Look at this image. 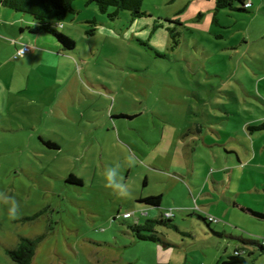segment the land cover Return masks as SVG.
<instances>
[{
  "label": "rangeland",
  "instance_id": "obj_1",
  "mask_svg": "<svg viewBox=\"0 0 264 264\" xmlns=\"http://www.w3.org/2000/svg\"><path fill=\"white\" fill-rule=\"evenodd\" d=\"M73 4L58 25L76 42L66 53L25 43L18 56L17 13L1 9L0 264L22 237L39 238L32 264H213L243 243L222 230L264 238L240 207L264 212V128H249L264 122V17L144 0L132 22ZM226 143L250 163L236 169ZM152 194L173 212L156 224L169 245L131 228Z\"/></svg>",
  "mask_w": 264,
  "mask_h": 264
},
{
  "label": "trees",
  "instance_id": "obj_2",
  "mask_svg": "<svg viewBox=\"0 0 264 264\" xmlns=\"http://www.w3.org/2000/svg\"><path fill=\"white\" fill-rule=\"evenodd\" d=\"M75 0H0V4L8 8L9 10L24 16L29 19L30 24L25 27H21V31L25 29L29 30L32 33H45L53 36L58 40L62 49L65 51L72 50L76 47V42L67 34L58 30V25L68 16L69 13H76L77 11L74 8ZM87 4L95 3L99 11L108 16L111 20H115L121 16L122 11H128V16L131 18L132 22L137 21L142 16L148 15L147 10L144 9V0H85ZM215 13H218L220 10L225 8H234L242 11H253L252 5L247 7L246 3L249 0H213ZM240 3V6H236V2ZM128 17V18H129ZM170 22H180L179 19L171 20L167 19ZM217 20V17L214 18V21ZM155 21V20H154ZM97 22V18L93 20ZM158 22V21H155ZM168 30L171 32L172 37L175 34L179 35L180 33L176 31L173 33L174 28L168 27ZM94 31V29H93ZM175 43L179 42L178 39H174ZM23 47V46H22ZM21 48V47H20ZM20 48H17L20 49ZM249 128L252 129H262L264 128V122L260 125H249ZM48 145L52 147L59 148L57 144L47 142ZM228 152H235L237 159L243 154L240 149L235 145H228L226 147ZM71 179L81 182V179L75 178L71 175ZM141 201L146 203L149 206L158 207L161 209L162 204V194H152L146 197H142ZM165 212V211H164ZM142 217H147L148 215L141 214ZM133 216V215H132ZM131 216V217H132ZM204 220L209 223L215 222L212 221L201 214H199ZM172 217H161L153 218L147 217L146 220L141 222H136L131 226L134 231L135 236L141 240L149 241H163L166 244H170L167 238L161 234L156 229V224L161 223L165 224L172 221ZM126 218V217H125ZM130 218V217H129ZM166 218V220H164ZM175 227V226H173ZM163 239V240H162ZM39 238H30L22 237L15 248L7 249V252L12 260V264H32L33 259L36 254L37 245ZM256 243L264 250V244L260 240H256ZM242 251L237 250L235 253L230 255L224 260L217 261L214 264H246V258L242 256ZM159 264H170V263H159Z\"/></svg>",
  "mask_w": 264,
  "mask_h": 264
},
{
  "label": "crops",
  "instance_id": "obj_3",
  "mask_svg": "<svg viewBox=\"0 0 264 264\" xmlns=\"http://www.w3.org/2000/svg\"><path fill=\"white\" fill-rule=\"evenodd\" d=\"M251 1H252L253 13L256 11V13L254 14V18L259 19L260 17H264V0H251ZM212 3L214 5L213 0H211V4ZM1 9H2V5L0 4V13H2ZM14 15H15L14 17H16L14 22L17 23L19 26L24 27V26L30 24V21L28 18L21 16L19 14H14ZM1 17H2V15H1ZM1 20H2V18H1ZM1 31H2V28L0 25V32ZM23 32H25V33H23ZM17 41L18 42H16V44H15V46L17 48H20L23 46V44L27 43V44H31L32 47H45V48H48L50 50L56 51L58 53H62V52L66 53V51L64 49H62L60 43L58 42V40L56 38H54L53 36H51L49 34H45V33H32V32H29V30L27 31V29H25L24 31H21V29H20L19 40H17ZM42 41L45 42L44 45L41 43ZM228 145H229V143H226L225 150L227 153H231V152H228L226 149V147H228ZM250 158H251L250 154L248 157H246L244 154H242L239 159L236 158L235 159L236 169L242 168L246 164H249L251 161ZM260 168L262 170L264 168V165H260ZM261 183H262V185L255 180V185L256 184L261 185L262 189L264 191V181ZM261 186L257 187L256 190L261 191ZM240 207L245 211L246 214L251 215L257 219L264 221V212H258V211H255L254 209L244 207L242 205ZM144 210H147L149 213V216L153 217V218H157V217L161 218L163 216L162 215L163 212L165 211V210H163V208L159 209L158 207L154 208L153 206H150L149 209H144ZM175 227L179 230V226H175ZM222 234L223 235L227 234L230 237L243 242L242 245L237 244L235 252L237 250H241L243 252L242 256H244L246 258V264H254L258 258L264 256V250H262L260 248V246L256 243L257 239H252V238H248V237L244 238V237L237 236V235H231V234L227 233L226 230H222ZM169 243H170V241H169ZM235 252H233V253H235ZM233 253H229L227 255V257L232 255ZM227 257L222 258L221 260H224ZM218 261H220V260H218ZM216 262H214V263H216ZM167 263H169V262H167Z\"/></svg>",
  "mask_w": 264,
  "mask_h": 264
},
{
  "label": "built area",
  "instance_id": "obj_4",
  "mask_svg": "<svg viewBox=\"0 0 264 264\" xmlns=\"http://www.w3.org/2000/svg\"><path fill=\"white\" fill-rule=\"evenodd\" d=\"M251 5H252V1L249 0L246 3V6L249 7ZM26 51H29L28 47H22V48L17 50V55L20 56V55L24 54ZM133 214H131V212H127V213L124 214V217H131ZM141 214L148 215L149 213H148L147 210L142 209ZM162 215H164L165 217H171L173 215V212L167 210V211L163 212ZM209 219L212 220V221L217 222V220L215 218H213L212 216ZM259 240H260V242H262L264 244V238H261Z\"/></svg>",
  "mask_w": 264,
  "mask_h": 264
},
{
  "label": "clouds",
  "instance_id": "obj_5",
  "mask_svg": "<svg viewBox=\"0 0 264 264\" xmlns=\"http://www.w3.org/2000/svg\"><path fill=\"white\" fill-rule=\"evenodd\" d=\"M116 174L115 169H109L107 172L108 177L111 179L112 177H114ZM119 187V186H118ZM10 199L9 197H5V200ZM11 215L13 216V218H15L18 208L17 206H13L9 209Z\"/></svg>",
  "mask_w": 264,
  "mask_h": 264
},
{
  "label": "water",
  "instance_id": "obj_6",
  "mask_svg": "<svg viewBox=\"0 0 264 264\" xmlns=\"http://www.w3.org/2000/svg\"><path fill=\"white\" fill-rule=\"evenodd\" d=\"M154 208H156V207H154Z\"/></svg>",
  "mask_w": 264,
  "mask_h": 264
}]
</instances>
